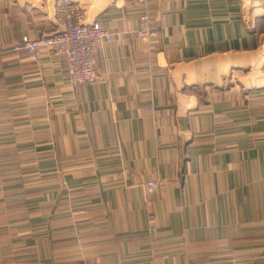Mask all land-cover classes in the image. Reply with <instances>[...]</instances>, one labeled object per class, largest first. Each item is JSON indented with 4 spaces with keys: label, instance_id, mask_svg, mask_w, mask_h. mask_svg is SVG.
Masks as SVG:
<instances>
[{
    "label": "crops",
    "instance_id": "crops-1",
    "mask_svg": "<svg viewBox=\"0 0 264 264\" xmlns=\"http://www.w3.org/2000/svg\"><path fill=\"white\" fill-rule=\"evenodd\" d=\"M54 1L0 0V264H264V0H77L113 33L77 88L12 48Z\"/></svg>",
    "mask_w": 264,
    "mask_h": 264
},
{
    "label": "built area",
    "instance_id": "built-area-1",
    "mask_svg": "<svg viewBox=\"0 0 264 264\" xmlns=\"http://www.w3.org/2000/svg\"><path fill=\"white\" fill-rule=\"evenodd\" d=\"M149 0H114L113 4L122 7L128 4L146 6ZM55 30L43 34L37 39L24 36L13 45V51L34 57L44 51L52 52L57 57L65 58L68 82L72 88L95 81L98 78L95 68L99 46L111 42L113 33L100 22H87L86 12L77 0H55L52 13H48ZM152 16L143 11L137 20L134 34L148 43L150 51L155 50L153 41L157 34L151 29ZM154 188L148 183V190Z\"/></svg>",
    "mask_w": 264,
    "mask_h": 264
}]
</instances>
